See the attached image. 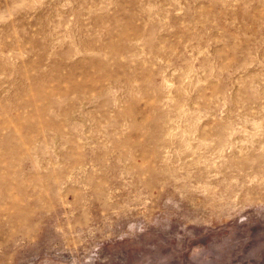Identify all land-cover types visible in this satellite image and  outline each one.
<instances>
[{
    "label": "rangeland",
    "instance_id": "374dc122",
    "mask_svg": "<svg viewBox=\"0 0 264 264\" xmlns=\"http://www.w3.org/2000/svg\"><path fill=\"white\" fill-rule=\"evenodd\" d=\"M0 264H264V0H0Z\"/></svg>",
    "mask_w": 264,
    "mask_h": 264
}]
</instances>
